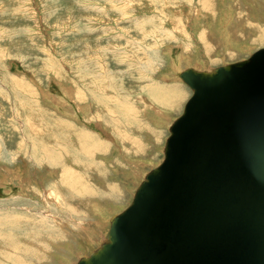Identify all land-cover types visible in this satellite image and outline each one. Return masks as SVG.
<instances>
[{
    "label": "rangeland",
    "instance_id": "1",
    "mask_svg": "<svg viewBox=\"0 0 264 264\" xmlns=\"http://www.w3.org/2000/svg\"><path fill=\"white\" fill-rule=\"evenodd\" d=\"M262 48L264 0H0V264L90 256L164 160L178 67Z\"/></svg>",
    "mask_w": 264,
    "mask_h": 264
},
{
    "label": "water",
    "instance_id": "2",
    "mask_svg": "<svg viewBox=\"0 0 264 264\" xmlns=\"http://www.w3.org/2000/svg\"><path fill=\"white\" fill-rule=\"evenodd\" d=\"M181 77L193 94L163 162L79 264H264V48Z\"/></svg>",
    "mask_w": 264,
    "mask_h": 264
},
{
    "label": "bare ground",
    "instance_id": "3",
    "mask_svg": "<svg viewBox=\"0 0 264 264\" xmlns=\"http://www.w3.org/2000/svg\"><path fill=\"white\" fill-rule=\"evenodd\" d=\"M233 2V1H232ZM204 5V4H203ZM207 8H208V6H207ZM199 12V11H198ZM200 13V12H199ZM240 13V12H239ZM193 15H194V18L198 21V18H197V11H196V13H193ZM200 16V15H199ZM200 18V17H199ZM225 19V18H224ZM224 22V21H223ZM211 24V23H210ZM224 24V23H223ZM225 25V24H224ZM204 37V36H203ZM202 38V37H201ZM207 41L206 42H208V39H206ZM191 41V40H190ZM199 41V40H198ZM263 49V48H262ZM157 54V53H156ZM160 55V54H159ZM183 57L185 58V59H187L186 61H187V65L191 62L190 61V56H189V54L187 55V53H185L182 57H181V59H183ZM156 58V57H155ZM179 60V59H178ZM184 60V59H183ZM245 60V59H244ZM244 60H242V61H244ZM182 61V60H181ZM242 61H238V62H234V63H239V62H242ZM179 62V61H178ZM226 65H228V64H224L223 66H226ZM181 68V69H180ZM184 68V66L183 67H178V73H177V75H176V79H178V80H180V82H184L187 86H189L188 84H187V82H185L183 79H182V77H181V74L183 73V72H185L187 69H189V68H191V69H193V70H195L196 72H207V73H213L216 69H210V70H203L202 68H203V65L202 64H199V65H196V66H193V67H186L185 69H183ZM145 79V78H144ZM168 79V78H167ZM171 81V80H170ZM179 82V81H178ZM183 84V83H182ZM173 88V87H172ZM189 88L191 89V87L189 86ZM192 90V89H191ZM152 91V90H151ZM171 91H173V90H171ZM159 92H162V90L161 91H159ZM164 92V91H163ZM166 92V91H165ZM167 92H169L168 91V89H167ZM72 93V92H71ZM155 93V92H154ZM173 93V92H172ZM160 94V93H159ZM164 94V93H163ZM177 94V93H176ZM176 94L174 95V96H176ZM70 95H72V94H70ZM163 96V95H162ZM165 96V95H164ZM159 97V96H158ZM161 97V96H160ZM159 97V98H160ZM180 97V96H179ZM158 98V99H159ZM168 98V97H167ZM161 99V98H160ZM164 99V98H163ZM156 100V99H155ZM165 100V99H164ZM169 100H171V99H169ZM158 101V100H157ZM152 102V101H151ZM187 102V101H186ZM186 104V103H185ZM134 108V107H133ZM184 108H185V106H184ZM176 110V109H175ZM184 111V110H183ZM132 112V111H131ZM133 113V112H132ZM183 113V112H182ZM126 119V118H125ZM132 119H134V118H132ZM138 121V120H137ZM132 122V121H131ZM133 122H135V120L133 121ZM132 122V123H133ZM157 122V121H156ZM176 121H174V123H175ZM173 123V124H174ZM173 124H172V126H173ZM132 126V125H131ZM142 126V125H141ZM171 126V127H172ZM135 127V126H134ZM171 127H170V131H171ZM131 128V127H130ZM138 128V127H137ZM128 129V128H127ZM135 129V128H134ZM170 134H171V132H170ZM114 136H115V134H114ZM117 137V136H116ZM119 139V138H118ZM128 139H130V138H128ZM135 140H136V138H135ZM78 141V140H77ZM89 143V142H88ZM165 147H166V145H165ZM164 154H165V148H164ZM165 157V156H164ZM99 162V161H98ZM161 163H162V161H161ZM158 166V165H157ZM154 167V166H153ZM155 168H157V167H154V169ZM137 169V168H136ZM140 169V168H139ZM153 169V170H154ZM143 172V171H142ZM147 172V171H146ZM149 175V173H146V175H145V177H144V179H143V182L146 180V178H147V176ZM141 176H142V174H141ZM66 177V176H65ZM64 177V178H65ZM70 177V176H69ZM142 182V183H143ZM70 185V184H69ZM141 186V185H140ZM124 188V187H123ZM140 188V187H139ZM138 188V189H139ZM138 189L136 190V192H134L135 194H134V197H132L131 198V202H130V204L132 203L133 204V201H134V198H135V195H136V193H137V191H138ZM134 190V189H133ZM83 191H85V190H83ZM88 191H90V190H88ZM74 192V191H73ZM111 192V191H110ZM80 193V192H79ZM101 193V192H100ZM109 193V192H108ZM115 193V192H114ZM85 196L86 195H88L89 194V192H88V194H85V193H83ZM83 194H81V195H83ZM94 194V193H93ZM104 194H106V193H104ZM92 196V195H91ZM95 196V195H94ZM87 197V196H86ZM82 198V197H81ZM87 199V198H86ZM113 200V199H112ZM130 200V199H129ZM96 204V203H95ZM131 204V205H132ZM130 205V206H131ZM94 206V205H93ZM96 207H97V205H95ZM130 206H128V208L130 207ZM100 207V206H99ZM127 208V209H128ZM97 209V208H96ZM126 209V210H127ZM95 212H96V210L95 209H93ZM102 210V209H101ZM126 210H124L123 212H125ZM93 211V212H94ZM98 212V211H97ZM101 212V211H100ZM122 212V213H123ZM122 213H120V214H122ZM95 214V213H94ZM119 214V215H120ZM111 215V214H110ZM119 215H116V216H114L112 219L110 218V220H111V225H110V228H109V231H108V234H107V236L105 237V239L104 240H102L103 242L101 243V245L95 250V251H93V253L91 254V255H93V254H95L98 250H100L104 245H106V244H108L111 240H110V230H111V227H112V224H113V222H114V220L119 216ZM74 217V216H73ZM123 229H122V227L120 226L119 227V229H117V231H116V233H115V235H114V239L115 240H118V242L115 244L114 243V246L113 247H117V245H119V241L122 239V237H123V234H122V231ZM90 255V256H91ZM90 256H88V257H86V258H82L80 261H82V260H85V259H88ZM79 261V260H78ZM79 261V262H80ZM79 262H77L78 264H79Z\"/></svg>",
    "mask_w": 264,
    "mask_h": 264
}]
</instances>
